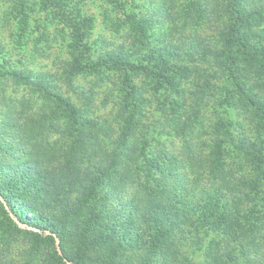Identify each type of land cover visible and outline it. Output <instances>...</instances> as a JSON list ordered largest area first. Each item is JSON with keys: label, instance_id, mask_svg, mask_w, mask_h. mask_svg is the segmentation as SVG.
<instances>
[{"label": "trees", "instance_id": "1", "mask_svg": "<svg viewBox=\"0 0 264 264\" xmlns=\"http://www.w3.org/2000/svg\"><path fill=\"white\" fill-rule=\"evenodd\" d=\"M41 4L62 14L68 23L70 34L65 47L73 56L67 65L71 72L119 75L111 83V90H114L119 106L114 119L122 121L119 134L108 137L109 144H105L97 121L80 114L69 97L60 96L57 98L59 107L46 106L44 114L33 122L31 134L38 137L36 129L42 128L39 125L42 122V125L47 123L51 131L61 134L74 130L78 150L86 154L88 166L94 165L93 168L78 169L79 158L73 152L66 158L62 156L63 146L59 143H51L50 146L48 143V148L43 146L44 142L39 146L32 145L23 161L17 158L16 153L0 156V177H8L7 181L0 182V186L6 185L13 200L26 207L31 216H26L21 207L14 208L10 202L14 215L29 225L38 226L43 232L46 229L53 231L61 243L64 242L65 227L57 226L55 218L42 215L44 202H55L63 193L62 188L77 186L82 179L88 181L79 197L80 206L73 223L64 221L72 232H78L80 247L74 254L64 248L62 255L56 250L51 251L47 264H65V258L76 264L103 261L98 253L91 256L87 251L103 241L101 235L94 234L98 221L107 211L99 202L105 200L108 193L118 195L120 185L130 188L129 198L124 203H129V211L133 209L137 213L134 215L136 233L143 237L144 230L148 229L152 237L155 236L149 241L145 264L152 263L150 253L154 249L160 252L165 264H193L190 255L178 252H181L179 246L172 242L174 235L179 234L177 241L182 246L188 242L191 251L196 252L211 233L219 231L230 235L237 229L241 230L240 224L248 220L249 214L264 218V1L209 0V13L215 16L223 11L226 20L215 38L209 39L203 47H197L200 55L198 64L201 61L206 66L195 74L188 64L177 62L174 58L179 56L172 50L168 51L169 48L139 53L132 60L130 49L122 45V52L116 47L100 52L97 59H87L90 46L85 37L87 30L92 28V17L80 19L66 13L63 0H41ZM20 13H26L23 7ZM129 20L138 32V40L132 41L133 47L138 45L140 48L144 45L145 26L132 17ZM134 51L132 55L138 52L137 49ZM221 74L223 81L218 84L216 80ZM137 78H140V83ZM183 81L187 83L186 88L181 86ZM256 88L261 89L262 94H256ZM82 89L83 94L89 95L85 87ZM184 93L189 98L184 99L181 96ZM149 106L166 116L164 123L161 124L160 120L152 129L143 131L142 123L147 120ZM57 108L64 109L67 119V126L61 131L57 127L62 124L53 118ZM232 109H239L243 115V119L235 123L239 129L236 136L229 128V124L234 122L225 116ZM205 110L216 117L214 137L210 132H204V124L198 120ZM46 113L50 114V119L44 116ZM189 117L195 121L194 127L202 130V136H212L201 139L198 146L205 148L204 151L197 153L193 150V144L185 136L181 151L162 146L159 138L167 134L165 125L168 120L174 127L185 128L189 127ZM70 148L74 151L76 147ZM230 153L239 154L250 166L251 185L247 192L243 190L245 178L235 176L233 169L227 166L226 157ZM34 165L39 172L33 173ZM17 172L23 176L17 177ZM32 178H38L39 186L28 194L26 190L33 189ZM101 190H106L102 197L98 195ZM1 194L4 201H9V197L0 190ZM247 196L251 201L243 199ZM255 196L261 197V202L256 201L257 207L253 204ZM242 202L248 205L243 207ZM33 216L37 217L36 220L31 219ZM255 222L256 218L251 219L253 229L256 228ZM123 235L126 233H118L117 237L124 239ZM45 238L53 240L51 234ZM137 242L143 245L141 241ZM36 251L38 248L32 247L25 264H46L39 261ZM214 264H218V260Z\"/></svg>", "mask_w": 264, "mask_h": 264}, {"label": "rangeland", "instance_id": "2", "mask_svg": "<svg viewBox=\"0 0 264 264\" xmlns=\"http://www.w3.org/2000/svg\"><path fill=\"white\" fill-rule=\"evenodd\" d=\"M208 2L209 0H63V5L65 12L76 18L92 17V28L87 30L88 33L85 37L90 46V50L86 54L87 59H97L100 52L116 47L122 52V45H127L125 49L128 47L131 52H135L134 50L137 49V54L132 55L130 52L132 60L136 56L138 57L139 53L157 52L158 49L169 48L168 51L172 50L179 56L174 59L177 62L188 64L192 73L195 74L206 66L201 61L198 64L200 55L197 47H203L209 39L215 38L226 20L223 11L215 16L210 14L207 9ZM21 7L26 13H20ZM130 17L140 21L143 27L145 26V35L142 36L144 45L140 48L137 47L138 45L133 47L132 44L138 32L131 26ZM69 34L70 28L65 17L55 13L50 6L44 8L41 0H0L1 157L16 153L17 158L23 161L27 159L28 149L32 145L39 146L44 142L43 146L47 147L48 143L49 146L51 143H59L63 146L62 156L66 158L67 154L73 152L79 158L78 169L93 168L94 165L88 166L86 154L78 150L74 130L61 134L51 131L49 125L47 123L42 125V122L39 123L42 128L36 129V137H38L35 138L31 134L33 122L44 114L46 106L59 107L57 98L60 96L69 97L80 114L97 121L99 134L102 133L104 139L100 136L105 144H109L108 137L116 136L121 131L122 121L114 119L119 110L118 101L114 90H111V83L114 79L119 78V75L116 73L102 75L71 72L67 65L73 56L71 51L65 47ZM194 65L197 67L196 70ZM248 71L249 67L247 73ZM223 77L221 74L217 78L218 84L223 81ZM136 80L140 83V78ZM250 81L253 82V78ZM181 86L186 88L187 83L183 81ZM83 87L86 88L89 95L83 94ZM255 91L256 94H262V90L259 88H256ZM181 96L186 99L189 95L184 93ZM186 104L188 105V103ZM148 110L147 120L144 119V123H142L143 131L148 128L152 129L160 120L161 124L164 123L166 116L155 107L149 106ZM56 111L53 118L62 124L59 127H57L58 124H55L58 131H61L67 126V119L64 109L57 108ZM44 116H48L50 119V114L46 113ZM184 116L188 117L187 114ZM225 116L230 117L234 122V124H229V128L236 136L239 129L235 123L243 119V115L240 114L239 109H232ZM198 120L203 122L204 132L206 134L210 132L209 134L214 137L213 132L217 122L215 115L211 111L205 110L199 115ZM188 123L189 127H174L169 119L165 125L167 134L165 133L159 138L163 142L162 146L181 151L185 136L189 139L188 142L193 144V150H196L197 153L204 151L205 148L201 149V145L198 146L201 139L204 137L208 139L212 136L209 137V134L202 136L200 134L202 130L199 131L194 127L196 123L191 117L188 118ZM191 127L194 129L191 130ZM185 145H187V140ZM70 147H76V150L73 151ZM208 150L206 147V151ZM226 158L227 166L233 169L235 176H241L240 179L245 178L244 192L249 191L251 185L249 180L252 175L250 166L239 154L230 153ZM31 170L33 173L39 172L36 165L32 166ZM16 175L19 178L23 176L20 172H17ZM7 179L8 177L4 175L0 177V182L7 181ZM217 183L219 184L218 181ZM87 184L88 181L82 179L77 186L74 185L70 189L62 188L64 191L55 202L50 200V204H47V200L41 209L42 215L49 219L50 217L55 218L57 226L65 227L63 243L53 231L46 229L43 232L38 226L29 225L15 216L9 207L10 202L14 208L21 207L22 213L26 216L31 215L27 212L26 207H22L13 200L9 193L11 191L6 185L0 186V190L9 197V201H4L2 194L0 195V263L25 264L32 247L38 248L36 257L40 262L46 264L48 255L53 250L61 255L64 249L72 254L77 253L80 247L78 232H72L69 224L64 225V221L73 223L74 216L78 214L77 208L80 206L79 197ZM38 186V178H32L31 187L33 189L26 190L27 193L35 190ZM105 192L106 190H101L98 195L102 197ZM129 192L128 186L121 187L120 185L118 195L108 193L107 198L99 202L107 211L98 221L94 234L101 235L103 241L98 242L96 247L89 248L87 251L91 256L98 253V256L103 259L101 263L97 264H145L144 257L149 253V241L155 236L152 237V232L147 231L148 229L144 230L143 237L136 233L134 215L137 213L133 209L129 211V203H124L129 198ZM255 192L256 190L253 191V194ZM28 194L27 196L30 197ZM253 194L251 193V196ZM226 196L229 197L228 194ZM255 198L253 204H256L257 207L256 201L261 202V197L255 196ZM243 199L251 201L249 196ZM241 205L244 207L248 204L242 202ZM83 214L85 218L88 217L86 210ZM36 216L38 217L37 214ZM36 216L31 219L36 220ZM247 216L248 220H244L243 225L240 224L241 230L237 229L234 233H229L230 235L225 232L224 234L219 233V231L211 233L196 252L191 251L192 248L188 242L182 246L181 242L177 241V238L180 237L179 234L174 235L172 242L175 246H179L180 254L183 252L190 255L193 264H214L216 260H218V264H264V236L262 235L264 233V220L262 219L264 218L254 214ZM253 218H256V228L254 229L251 224ZM118 233H126L125 236L123 235L124 239H119ZM49 234L53 236V240L47 241L45 236ZM137 241H141L143 245ZM119 245L122 247L120 248ZM156 250L154 249V252L150 253L152 255L150 264H165L162 255ZM63 261L65 264H76L67 258Z\"/></svg>", "mask_w": 264, "mask_h": 264}]
</instances>
